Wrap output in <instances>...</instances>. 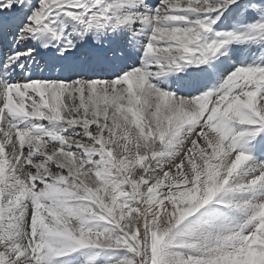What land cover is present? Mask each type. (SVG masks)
I'll use <instances>...</instances> for the list:
<instances>
[{"label": "snow or ice", "instance_id": "snow-or-ice-1", "mask_svg": "<svg viewBox=\"0 0 264 264\" xmlns=\"http://www.w3.org/2000/svg\"><path fill=\"white\" fill-rule=\"evenodd\" d=\"M0 264H264V0H0Z\"/></svg>", "mask_w": 264, "mask_h": 264}, {"label": "rangeland", "instance_id": "rangeland-1", "mask_svg": "<svg viewBox=\"0 0 264 264\" xmlns=\"http://www.w3.org/2000/svg\"><path fill=\"white\" fill-rule=\"evenodd\" d=\"M233 47H238V46H235V45H234Z\"/></svg>", "mask_w": 264, "mask_h": 264}]
</instances>
